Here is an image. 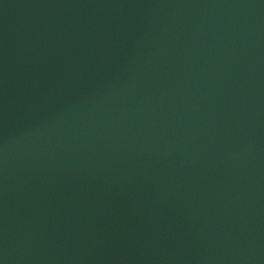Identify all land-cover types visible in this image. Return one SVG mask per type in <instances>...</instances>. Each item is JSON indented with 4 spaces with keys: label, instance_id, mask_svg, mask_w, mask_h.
Returning <instances> with one entry per match:
<instances>
[{
    "label": "water",
    "instance_id": "obj_1",
    "mask_svg": "<svg viewBox=\"0 0 264 264\" xmlns=\"http://www.w3.org/2000/svg\"><path fill=\"white\" fill-rule=\"evenodd\" d=\"M0 264H264V0H0Z\"/></svg>",
    "mask_w": 264,
    "mask_h": 264
}]
</instances>
